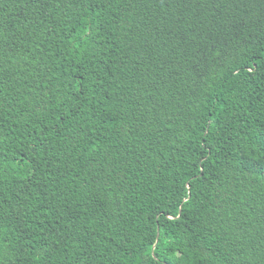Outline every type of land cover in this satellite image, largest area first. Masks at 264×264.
Returning <instances> with one entry per match:
<instances>
[{"label": "trees", "instance_id": "16d2710c", "mask_svg": "<svg viewBox=\"0 0 264 264\" xmlns=\"http://www.w3.org/2000/svg\"><path fill=\"white\" fill-rule=\"evenodd\" d=\"M0 264H264V0H0Z\"/></svg>", "mask_w": 264, "mask_h": 264}]
</instances>
